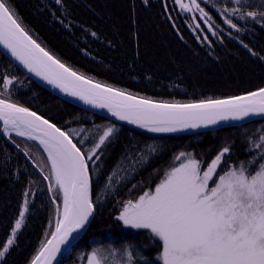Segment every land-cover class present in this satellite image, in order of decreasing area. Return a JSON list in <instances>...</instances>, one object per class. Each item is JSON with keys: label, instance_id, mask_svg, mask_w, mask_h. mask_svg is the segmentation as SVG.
Segmentation results:
<instances>
[{"label": "trees", "instance_id": "16d2710c", "mask_svg": "<svg viewBox=\"0 0 264 264\" xmlns=\"http://www.w3.org/2000/svg\"><path fill=\"white\" fill-rule=\"evenodd\" d=\"M197 2L211 16L216 35L198 11L184 12L175 0H10V6L30 36L66 67L136 97L189 104L264 88V19L223 13L225 7L234 6L232 0ZM242 3L245 13L264 10V0ZM225 18L237 28L229 27ZM4 75L15 77L4 98L72 133L82 151L92 148L107 127L114 129L98 150L99 159L94 156L89 161L95 208L92 223L58 264H85L94 248L120 249L128 244L141 247L154 259L158 245L150 241L147 230L126 228L116 219L121 203L154 190L164 173L179 165L176 157L181 152L206 167L227 146L230 152L224 159L233 164L250 156L249 149L264 132V119L197 134L149 132L108 121L61 100L0 52V77ZM2 129L0 126V245L10 237L25 201L28 211L0 264H30L53 232V197L60 202L59 193L50 192L52 182L44 179L51 166L40 146L33 140L5 135ZM142 157L146 159L139 163ZM121 163L129 166L127 174L108 188L107 178Z\"/></svg>", "mask_w": 264, "mask_h": 264}, {"label": "snow or ice", "instance_id": "6c2138e0", "mask_svg": "<svg viewBox=\"0 0 264 264\" xmlns=\"http://www.w3.org/2000/svg\"><path fill=\"white\" fill-rule=\"evenodd\" d=\"M175 3L184 12L198 11L200 19L212 31V18L197 0L190 3L175 0ZM232 3L234 6L225 7L223 13L239 14L241 19L245 16L256 19L258 15L264 19V10L245 13L242 0ZM224 22L237 28L230 18ZM212 34L216 35L214 31ZM0 46L29 73L60 91L94 108L107 109L118 120L149 132H176L207 127L221 120L264 116V88L228 99L169 104L94 82L72 71L41 47L22 26L10 0H0ZM14 81L15 77H0L2 131L5 135L15 133L38 141L47 153L51 167L44 179L52 182L49 191L58 192L60 202L53 197L55 231L32 264H52L62 246L67 251L72 249L93 216L89 161L94 156L99 159L97 152L114 129L107 127L92 148L82 151L73 142L72 133L4 98ZM249 151L246 160L230 164L224 159L230 152L226 146L206 167L191 154L181 152L176 157L181 161L179 165L166 171L154 190L123 201L116 216L126 228L147 230L150 241L158 245L155 258L149 257L141 247L128 244L120 249L94 248L87 256V264H264V132ZM107 180L111 184L113 176ZM27 211L25 201L11 236L0 245V260L14 243Z\"/></svg>", "mask_w": 264, "mask_h": 264}, {"label": "water", "instance_id": "95a60500", "mask_svg": "<svg viewBox=\"0 0 264 264\" xmlns=\"http://www.w3.org/2000/svg\"><path fill=\"white\" fill-rule=\"evenodd\" d=\"M247 50L249 51V53L252 54V52L249 49H247ZM0 51L9 60H11L21 71H23V73H25L29 78H31L34 82H36L38 85H40L43 89H45L46 91L52 93L56 97L66 101V102H68V103H70V104H72V105H74V106H76V107H78V108L90 113V114L97 115V116H99V117H101L103 119H106L108 121H112V122L119 123V124H125V125L131 126V127H134V128L140 129V130L148 131L147 129L140 128L137 125L129 124L127 121L118 120L116 117L112 116L111 113L108 112L107 109L94 108L91 105L85 104L83 101L79 100L78 98L70 96V95L66 94L65 92L60 91L59 88H55L53 85L48 84L47 81L41 79L38 76H35L33 73H29L27 71V69H25L23 67V65H21L18 61H16L15 58H13L11 56V54L9 52H7L6 49L3 48V46H0ZM258 119H264V116L253 115V116L245 117V118H243L241 120H231V119H229V120H221V121H218L216 124H209L207 127L201 126V127H198V128H186V129H183V130H180V131H176V132H155V133L171 134V135H182V134H197V133H204V132H213V131H218V130H221V129H227V128H233V127L242 126V125L251 123V122H253L255 120H258ZM0 126L3 127V122L2 121H0ZM93 216H94V213H93ZM93 216L90 217L89 223L85 226V229L81 230V232H80L77 240L75 241V243L87 231V229L89 228V226L92 223ZM75 243H74V245H75ZM71 251H72V249L70 251H67L62 246L61 252L57 254L56 259L52 261V264H58L59 261L61 260L62 256L65 255L66 253L69 254Z\"/></svg>", "mask_w": 264, "mask_h": 264}, {"label": "rangeland", "instance_id": "374dc122", "mask_svg": "<svg viewBox=\"0 0 264 264\" xmlns=\"http://www.w3.org/2000/svg\"><path fill=\"white\" fill-rule=\"evenodd\" d=\"M146 159V157H142V159L141 160H139V163H142L144 160ZM122 165H119L115 170H114V172L111 174V176H113V181H112V183L111 184H107V187L108 188H112L113 187V185L116 183V182H119L121 179H122V177H124V174H127V171H128V169H129V166L127 165V164H124V163H121ZM131 166H134V165H136V163H131L130 164ZM51 166V165H50ZM127 169V170H126ZM115 173V175H113ZM25 203V202H24ZM23 206H24V204H23ZM23 206H22V209H23ZM27 206H28V203H27ZM27 213V212H26ZM26 213H25V215H26ZM55 219V218H54ZM16 222V221H15ZM24 224V223H23ZM23 224H22V226H23ZM14 226H15V224H14ZM22 226H21V228L19 229V230H17V232H16V236L18 235V233L20 232V230L22 229ZM13 229H14V227H13ZM13 229H12V231H13ZM12 231H11V233H12ZM55 231V221H54V226H53V232ZM52 233V232H51ZM51 233H50V237H48V236H46V239L48 240L49 238H51ZM11 236V235H10ZM16 236H15V238H16ZM15 238H14V240H15ZM44 243H46V242H44ZM43 243V244H44ZM43 244H42V246H43ZM41 246V247H42ZM41 250V249H40ZM72 252V251H71ZM91 253V252H90ZM90 253H88V255L90 254ZM87 255V256H88ZM65 256H67V255H65ZM63 258V257H62ZM85 264H87V258H86V261H85Z\"/></svg>", "mask_w": 264, "mask_h": 264}, {"label": "bare ground", "instance_id": "6f19581e", "mask_svg": "<svg viewBox=\"0 0 264 264\" xmlns=\"http://www.w3.org/2000/svg\"><path fill=\"white\" fill-rule=\"evenodd\" d=\"M16 68H17V66L11 61V60H9ZM36 257V256H35ZM35 257L32 259V261L35 259ZM32 261H31V263L30 264H32Z\"/></svg>", "mask_w": 264, "mask_h": 264}]
</instances>
